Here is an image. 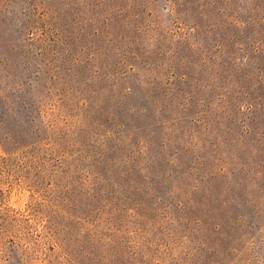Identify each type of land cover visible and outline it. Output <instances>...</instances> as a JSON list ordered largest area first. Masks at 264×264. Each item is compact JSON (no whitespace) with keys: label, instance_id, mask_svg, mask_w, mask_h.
I'll return each instance as SVG.
<instances>
[{"label":"rangeland","instance_id":"obj_1","mask_svg":"<svg viewBox=\"0 0 264 264\" xmlns=\"http://www.w3.org/2000/svg\"><path fill=\"white\" fill-rule=\"evenodd\" d=\"M0 264H264V0H0Z\"/></svg>","mask_w":264,"mask_h":264}]
</instances>
